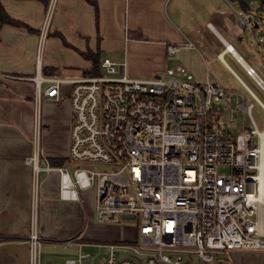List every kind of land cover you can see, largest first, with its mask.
<instances>
[{
	"label": "built area",
	"instance_id": "2783aa9c",
	"mask_svg": "<svg viewBox=\"0 0 264 264\" xmlns=\"http://www.w3.org/2000/svg\"><path fill=\"white\" fill-rule=\"evenodd\" d=\"M58 1L50 0L46 11L35 78V151L27 159L35 173L27 240L31 264H40L43 247L36 201L41 171L59 173L65 201L82 202L81 193L94 189L98 223H137V240L99 245L109 250L99 261L83 249L94 243L74 238L78 251L65 264H195L193 258L204 264L221 252H264V148L258 127L229 134L212 109L228 92L196 82L181 66L136 79L126 63L106 59L98 75L42 76V45ZM239 22L251 33L257 30L251 12ZM182 48L195 46L169 45L168 53ZM64 85H70L72 103L70 157L61 167L41 168L42 101H61Z\"/></svg>",
	"mask_w": 264,
	"mask_h": 264
},
{
	"label": "crops",
	"instance_id": "0c3cea01",
	"mask_svg": "<svg viewBox=\"0 0 264 264\" xmlns=\"http://www.w3.org/2000/svg\"><path fill=\"white\" fill-rule=\"evenodd\" d=\"M99 18L87 0H59L48 35L42 45V76L78 79L87 76L93 63L82 54L93 52L101 61L122 55L127 73L149 79L157 73L181 66L198 83L207 81L228 92L214 113L225 128L238 130L258 127L264 148V0H246L244 11L230 0H97ZM8 15L22 26L0 28V264H31L27 243L35 200V173L27 159L34 155L37 83L41 35L47 7L39 0H1ZM254 14L257 30L241 26L240 16ZM261 17L259 20L258 17ZM262 20V21H261ZM261 22V23H260ZM264 27V26H263ZM193 43L175 55L169 45ZM114 56V58H112ZM44 70L51 72L45 74ZM249 70L253 73L250 74ZM64 85L59 102H46L40 109L39 167H61L71 151L72 103ZM245 104V109L239 106ZM253 106L251 113L248 107ZM213 109V107H212ZM225 113H232L226 116ZM235 113V114H234ZM226 116V117H225ZM235 120L236 127L229 128ZM232 135V134H231ZM233 136V135H232ZM36 201L43 239L40 264H63L76 256L79 237L90 242L86 231L94 217V192L81 193L82 202L60 197L58 172L41 171ZM117 237V236H116ZM235 256L254 258L247 264H264V252L235 251ZM217 258V257H216ZM204 264H224L214 260Z\"/></svg>",
	"mask_w": 264,
	"mask_h": 264
},
{
	"label": "rangeland",
	"instance_id": "374dc122",
	"mask_svg": "<svg viewBox=\"0 0 264 264\" xmlns=\"http://www.w3.org/2000/svg\"><path fill=\"white\" fill-rule=\"evenodd\" d=\"M260 6L264 8V3H261ZM258 18H259V20L261 19L260 16ZM263 26H264V24L261 23L262 38H264V27ZM112 58H114V56ZM115 58L118 59V63L123 62V59H124L122 57V55H118ZM70 100H71L70 97L67 96L60 104H68ZM219 105H220V103L215 102L213 104V110H216V108H218ZM45 111H46V102H44L42 104V114L43 115H44ZM225 115L230 116V115H232V113H225ZM235 116H237V118L239 119V127L240 128L238 130H232L231 129L229 131H231V134L234 137H237L238 135L243 133L242 128H243L245 122H244V115L235 114ZM221 122L222 123H220V124H222L225 128V125H226L225 124V118H223ZM221 172H227V170L223 169ZM89 190L94 192L95 203H94L93 222L90 225V229H88V231H86V234H88V238H89L90 242L94 243L96 245H94V244L93 245H87V246L83 247V249L85 252L90 253L95 260L99 261L100 259L108 257V255H109L108 254L109 250L106 247H99V245H101V244L102 245L103 244H105V245L119 244V243L136 241L138 236H139V231H138L137 223H135V222L118 221L114 224H100V223H98V221L96 219V191L94 189H89ZM89 190H85V191H89ZM234 252L235 251L217 253L216 259L219 261H222L224 264H247L249 261H254V258L246 259V261H245L244 259H242V257L235 256L234 254H232ZM122 253L123 252H121V251L117 252V255L119 258H121ZM45 257L46 256L44 255L43 259H41V260L42 261L45 260ZM193 259H194V263L197 264V262H198L197 259H195V258H193ZM54 264H63V263L61 261H55Z\"/></svg>",
	"mask_w": 264,
	"mask_h": 264
},
{
	"label": "trees",
	"instance_id": "16d2710c",
	"mask_svg": "<svg viewBox=\"0 0 264 264\" xmlns=\"http://www.w3.org/2000/svg\"><path fill=\"white\" fill-rule=\"evenodd\" d=\"M42 3L45 4V6L48 8L50 0H39ZM95 9L96 17L97 19L99 18V6L97 0H87ZM233 3L239 5L244 11H247L249 9L246 0H230ZM4 25H13V26H22V24L18 21H15L12 19L8 13L6 12L5 8L3 7L1 0H0V28L3 27ZM83 57H85L87 60L92 61L93 63V68L92 70L86 72L85 74L87 76H93V75H98L100 74L101 71V63L102 61L99 58L98 54H95L93 52H87L82 54ZM45 74H49L51 72H47L44 70Z\"/></svg>",
	"mask_w": 264,
	"mask_h": 264
}]
</instances>
